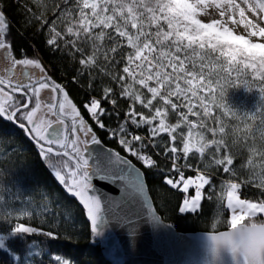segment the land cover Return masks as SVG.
<instances>
[{"label":"trees","instance_id":"16d2710c","mask_svg":"<svg viewBox=\"0 0 264 264\" xmlns=\"http://www.w3.org/2000/svg\"><path fill=\"white\" fill-rule=\"evenodd\" d=\"M186 2L89 0L92 6L86 7L85 0H58L51 4L52 8L46 16L34 0H0V8L6 13L10 25L6 38L14 52L41 60L50 76L63 85L97 138L144 171L150 194L164 219L182 232H219L231 228L224 181L232 179L230 184L241 183V194L246 199L255 202L264 199L254 184H244L255 181L257 187H264V137H260V143L255 144L254 153L248 144L231 134L232 120L227 115L210 105L206 104L205 107L193 93L188 97L184 92L172 91V86L154 79L148 71L149 61L140 50L142 41L149 40L158 49L169 48L174 42L176 27L169 23L167 17L171 12L184 8ZM39 20L53 21L50 25L53 34L61 43L66 42L70 46L69 51H74L75 60L47 46V28L40 31ZM81 59L84 61L83 68L97 77L92 81L91 89L89 73L78 75ZM104 85L113 91L117 106L113 107L107 102L103 106L111 113L118 112L120 117L119 121L115 114L103 117L108 128L114 129L124 120L130 103L134 101L137 110L147 118L155 117L159 111L161 116L157 119L162 118L169 128L179 129L178 138L183 137L186 146L191 145L189 151L196 154L194 157L190 154L192 167L183 169L185 178L196 177L199 172L205 174L206 178L208 176L211 182L202 190L203 199L199 210L180 213L178 208L183 204L186 193L167 185L164 171L147 168L126 151L119 143L118 134L113 138L110 132L94 124L83 105L91 96L101 98ZM140 105L146 107L141 108ZM129 129L144 136L147 142V127L136 129L129 125ZM0 138L10 149L8 159L27 168V183L47 196L50 208L71 216L70 223L62 222L59 228L53 229L59 233V238L54 241L42 235L25 237L10 232L4 238L6 244L0 243V264H18L27 248L31 247V243H28L31 241L37 242L46 253L39 258V264H55L56 255H60L62 260L67 259L70 264H110L102 254L99 240L92 233L83 209L74 195L59 183L53 169L38 154L35 144L13 122L2 119ZM161 139L169 142L167 134H160L156 138ZM201 150L205 160H231L233 165L230 167L235 169L236 176L224 173L223 166L205 168L204 164L198 163ZM146 151L157 158L151 147ZM180 163L183 164V160ZM160 168L170 169L171 162L161 161ZM170 174L176 175L174 172ZM191 193H194V189ZM53 199L59 203L54 205ZM260 219H264V215H258L257 220ZM25 225L36 226L44 231L50 227L37 214L27 220Z\"/></svg>","mask_w":264,"mask_h":264},{"label":"snow or ice","instance_id":"6c2138e0","mask_svg":"<svg viewBox=\"0 0 264 264\" xmlns=\"http://www.w3.org/2000/svg\"><path fill=\"white\" fill-rule=\"evenodd\" d=\"M200 2L203 4L204 0H200ZM85 3L86 7L92 6L89 0H85ZM225 3L228 5L229 11H238L243 21V27L247 29V35L234 34L232 30L222 25L219 21L211 23L201 22L207 24L210 31L203 35L197 32L196 35L198 42L205 46L208 44L213 45L211 51L222 60L220 67L214 72L215 80H213V83L221 82V84H218V87H220L218 95L221 98L220 107H224L222 98L226 88L234 84L233 72L236 74V79L240 80L249 90L252 89L253 83L258 84L259 93L264 98V0H241V3H236V0H225ZM246 9L261 22L257 24L252 18H246ZM224 14L223 11L220 13L221 16ZM35 18L37 20V17ZM167 19L172 26L176 28L183 27L185 29V38L189 39L191 43L193 38L188 36L187 33L196 26L187 22L186 14L181 11H173ZM182 21L185 22L182 24ZM52 24L53 21H45L40 27V31H44L47 28L45 41L47 46L54 52L59 51L67 54L75 60L74 51H69L70 46L66 42L61 43L60 39L53 34V28L50 27ZM9 28L10 25L7 23L6 13L0 9V50H3V60L7 62L2 72H0V95L6 96L9 101L7 104L0 103V119L13 122L35 142L38 154L48 161L49 167L55 172L59 183L79 198L80 204L87 212V219L90 221L92 233H97L101 216L106 212L110 213L111 209L103 203L102 198L98 194H95L93 179L120 181L124 177L118 175L114 169L123 165L131 169L128 175L134 183L135 178H132L131 174L136 173V169L131 165L130 161L117 152L109 154L107 163L103 167L97 165L95 172L89 170L90 160L86 158L85 152L89 143L95 145L101 143V141L97 138L92 126L84 119L78 106L69 99L67 92L46 75L45 69L39 60L30 58L17 59L13 56L11 45L6 38ZM79 65L81 69L78 70V75H83L85 72L89 73V88L91 89L92 81L97 77L91 75L89 70L83 68V59L79 61ZM190 75L194 76L195 74ZM247 76H251L252 81L245 79ZM73 79L76 81V77ZM189 82L195 83L194 80ZM199 86L205 89L207 93L204 95V99H208L209 96L213 95L212 89L208 88L207 84L201 82ZM43 90H47L48 93V112L55 119L40 120L38 122L35 117L37 111L41 108L40 96ZM17 94H19V99L16 98ZM61 95L62 99L59 98ZM120 96L125 98L124 95ZM33 99L35 100L34 107H30ZM128 99L130 100L131 98L129 97ZM104 102L110 103L113 107L117 106V99L113 91L106 85L102 87L101 98L91 96L84 102L83 107L94 124L99 129L110 132L113 138L118 134L119 143L124 149L136 157L137 160L142 161L147 168L164 171L165 183L171 188L188 193L190 187L194 186L195 195L191 198L185 196L183 204L179 206L178 211L180 213L196 212L200 207L202 190L205 185H210L211 182L208 176L206 178L205 174H198L195 179L191 177L185 178L183 169L192 167L190 154L191 157L196 154L189 151L191 145L186 146L183 137L178 138L179 129L169 128L162 118L157 119L156 117L161 116L159 111L156 112L155 117L147 118L137 110L134 101L130 103L124 120L119 122L116 128H108L102 119L103 117L115 114L118 121L120 117L118 112H109L103 106ZM140 107L144 108L146 106L140 105ZM225 110L227 111V109ZM68 112L72 115L70 129H66V119L64 118ZM193 114L195 115L196 113ZM260 118L261 122H264V109L260 113ZM54 125L59 126V131ZM129 125L136 129L147 127V142L144 136L131 132ZM257 127H259V122ZM66 130L75 137L71 141V151L65 150L69 149L68 135H65ZM160 134H167L169 142H165L162 139L156 140ZM81 144L84 148L83 151L80 147ZM149 147H151L157 158H154L152 154L146 151ZM199 157L201 159L198 163L204 164L205 168L223 166L224 173L231 174L233 177L236 176L235 169L230 167L233 165L231 160L215 162L205 160L202 150ZM181 160H183V164L180 163ZM161 161H170L171 168L167 170L161 169ZM64 169H68V171H64L62 175L61 172ZM173 172L176 174L175 176L170 174ZM138 176L139 173H136V178ZM231 180H226L224 183L229 201L227 208L233 212L230 218V225L234 227L230 232L223 233L219 237H212L213 252L215 253L218 246L222 245L232 254L235 264H264V219L257 220L258 214H264V199H258L257 202L251 199H240L237 195V190L240 189L241 183L230 184L229 181ZM244 184H254L257 189H260V196L264 197V187H257L255 181H249ZM58 203V201L53 199L54 205ZM25 215L30 217L33 213L19 211L16 218L18 219ZM38 215L44 223L50 225L49 230L44 231L36 226H26L25 223H15L8 232L15 233L16 236L24 235L25 237L42 235L54 241L59 238V233L53 229L59 228L62 222H71L70 215L57 212L54 208H44ZM122 219L127 220L130 226H134V222L129 217L125 216ZM153 220L155 221L156 219L153 218ZM12 221V211H4L0 215V224H12ZM6 234L0 232V239ZM28 243H31V247L27 248L25 256L21 258L18 264H39V258H42L46 253L37 242L32 243L31 241ZM233 244L242 245L243 250H235L232 247ZM55 264H70V262L67 259L62 260L60 255H56Z\"/></svg>","mask_w":264,"mask_h":264},{"label":"rangeland","instance_id":"374dc122","mask_svg":"<svg viewBox=\"0 0 264 264\" xmlns=\"http://www.w3.org/2000/svg\"><path fill=\"white\" fill-rule=\"evenodd\" d=\"M34 1L36 5L43 9L46 16L47 11L52 8L51 4H54V2L58 0ZM236 3H241V0H236ZM180 11L186 14L188 23L196 26L187 33L188 36L193 38L191 43L189 39L185 38V29L183 27L176 28L174 42H171V46L167 49H158L153 46L149 40H143L140 50L145 53V57L149 61L148 71L152 73L154 79L172 86V91H178V93L184 92V95L188 97L190 93H193V96L199 98L204 106L206 104L210 105L211 108L217 109L227 115L232 120V126L230 127L231 134L236 139L238 138L248 144L254 152L256 149L255 144L260 143V140L264 137V122H261L260 118V113L262 109H264V98H262L259 93V85L253 83L252 89L249 90L240 80L236 79V74L233 72L232 77L234 84L226 88L222 98L224 107H220L221 98L218 95L220 91L218 84H221V82L218 81L217 83H213V80H215L214 72L220 67L222 60L211 51L213 45L208 44L205 46L196 40L197 32L203 35L210 31L208 25L203 23L215 21H219L222 25L227 26L234 34L247 35V29H244L243 21L238 11H229L225 0H204L203 4L200 0H187L186 6ZM222 11L225 13L223 16L220 15ZM45 16L44 19H46ZM245 17L252 18L257 24L261 22L247 9L245 10ZM39 21H41V26L43 22L47 20ZM184 22L185 21H182L181 23L183 24ZM3 55V50H0V65L4 67L7 62L3 60ZM39 61L45 69V72L48 73L43 62L41 60ZM193 73L195 74L194 76L190 75ZM245 79L252 81L251 76H247ZM190 80H194L195 83H190ZM52 81L57 83L55 79ZM201 82L207 84L208 88L213 91V95L209 96L208 99H204V95L207 93L205 89L199 86ZM59 98L62 99V95ZM40 100L41 108L37 111L35 119H37L38 122L40 120L55 119V117H52L48 112L47 103L44 102V99L40 97ZM0 103H9L8 98L0 95ZM34 104L35 101L32 103L31 107H34ZM225 109H227V111ZM64 118L66 119V129H70L72 119L71 113H66ZM258 122L259 127H257ZM66 135H68V144L71 146V141L75 139V137L67 130ZM260 137L262 138L259 139ZM80 147L83 151L84 148L82 144ZM9 150V147L0 138V215H2L4 211L13 212L12 224H0V232L7 233L0 239V243L3 245L6 244L4 238L9 236L10 232H8V230L13 224L25 223L31 217L36 214L38 215L44 208L51 207L50 202L45 198L47 196H44L41 192H37L27 183V168L8 159L10 154ZM46 162L48 163L47 160ZM64 171H68V169H64L61 172L62 175ZM198 174L200 173L198 172ZM191 178L195 179V177L192 176ZM192 189H194V193H191ZM194 195L195 187L193 186L190 187L186 196L191 198ZM237 195L240 199H246L242 196L240 189L237 190ZM202 199L203 192L201 202ZM228 202L227 195V207ZM200 207L197 210H199ZM229 210L232 216L233 212L231 209ZM19 211L25 213L31 212L33 215L30 217L25 215L17 219L16 215ZM231 227L234 226L231 225Z\"/></svg>","mask_w":264,"mask_h":264},{"label":"water","instance_id":"95a60500","mask_svg":"<svg viewBox=\"0 0 264 264\" xmlns=\"http://www.w3.org/2000/svg\"><path fill=\"white\" fill-rule=\"evenodd\" d=\"M54 127L59 131V126ZM117 152L102 141L95 145L89 143L85 152L86 158L90 160L89 170L95 172L97 165L103 167L109 154ZM119 154L130 161L136 173H139L138 178L136 173L131 174L135 182L128 175L131 169L123 165L114 171L124 179L113 182L111 179L94 178L92 181L95 194L111 209L110 213L101 216L98 232L94 233L102 254L110 264H235L232 254L222 245L213 252L212 240L213 236L219 237L232 231L233 227L219 232L177 230L159 213L144 171L128 157ZM74 198L83 209L79 198ZM83 211L87 219V212ZM125 216L134 222V226L122 219Z\"/></svg>","mask_w":264,"mask_h":264},{"label":"flooded vegetation","instance_id":"af4514ba","mask_svg":"<svg viewBox=\"0 0 264 264\" xmlns=\"http://www.w3.org/2000/svg\"><path fill=\"white\" fill-rule=\"evenodd\" d=\"M8 42H9V40H8ZM10 43V42H9ZM11 45V44H10ZM11 52H12V54H13V56L15 57V58H17V59H23V58H29V57H25V56H23V55H17L15 52H14V50L12 49V47H11ZM30 59H32V58H30ZM6 66V65H5ZM4 66V67H5ZM2 65H0V72H2V70H3V68H4ZM46 75L51 79V80H53L52 79V77L50 76V74L49 73H46ZM58 84V83H57ZM63 89H64V91L65 92H67L66 90H65V88L63 87V85H60ZM9 94H11V93H9ZM68 94V93H67ZM42 99H44V102L45 103H47V100H48V93H47V90H43L42 92H41V96H40ZM68 97H69V95H68ZM16 98L17 99H19V94H17V96H16ZM69 99H70V97H69ZM71 100V99H70ZM35 100L33 99V102H34ZM32 102V103H33ZM32 103L30 104V107H31V105H32ZM81 112V111H80ZM83 115V114H82ZM84 117V116H83ZM84 119H85V117H84ZM16 125V124H15ZM17 126V125H16ZM19 128V127H18ZM22 130V129H21ZM24 133H25V131L24 130H22ZM25 135H26V133H25ZM26 137L28 138V136L26 135ZM29 139V138H28ZM30 140V139H29ZM58 147V146H57ZM65 150H67V151H71V147L69 146V149H65Z\"/></svg>","mask_w":264,"mask_h":264},{"label":"clouds","instance_id":"9594fccd","mask_svg":"<svg viewBox=\"0 0 264 264\" xmlns=\"http://www.w3.org/2000/svg\"><path fill=\"white\" fill-rule=\"evenodd\" d=\"M235 250L237 251H242L243 250V246L240 244H233L232 246ZM218 250V249H217Z\"/></svg>","mask_w":264,"mask_h":264}]
</instances>
